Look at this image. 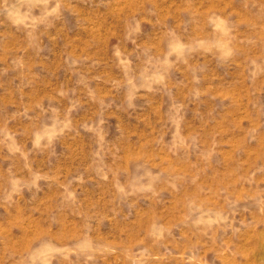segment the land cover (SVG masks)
Here are the masks:
<instances>
[{
	"label": "rangeland",
	"instance_id": "obj_1",
	"mask_svg": "<svg viewBox=\"0 0 264 264\" xmlns=\"http://www.w3.org/2000/svg\"><path fill=\"white\" fill-rule=\"evenodd\" d=\"M0 264H264V0H0Z\"/></svg>",
	"mask_w": 264,
	"mask_h": 264
}]
</instances>
